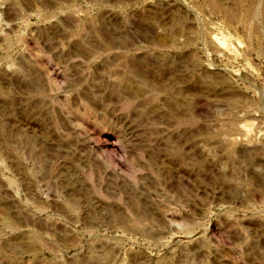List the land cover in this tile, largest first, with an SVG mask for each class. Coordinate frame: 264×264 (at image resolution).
<instances>
[{
  "label": "rangeland",
  "instance_id": "1",
  "mask_svg": "<svg viewBox=\"0 0 264 264\" xmlns=\"http://www.w3.org/2000/svg\"><path fill=\"white\" fill-rule=\"evenodd\" d=\"M260 2L0 0V264H264Z\"/></svg>",
  "mask_w": 264,
  "mask_h": 264
},
{
  "label": "bare ground",
  "instance_id": "2",
  "mask_svg": "<svg viewBox=\"0 0 264 264\" xmlns=\"http://www.w3.org/2000/svg\"><path fill=\"white\" fill-rule=\"evenodd\" d=\"M252 3H253V0H252ZM250 6H251V4H250ZM255 6H257V9H256L257 11L255 10L256 13H257L256 15H259V12H260V10H261L260 8H261V6H262V7L264 6V2H263V3H261V2H260V3H256ZM259 9H260V10H259ZM263 11H264V10H263V8H262V13H263ZM260 13H261V12H260ZM263 16H264V13H263L262 17H263ZM259 17H260V16H259ZM263 18H264V17H263ZM261 29H262V28H261ZM263 29H264V28H263ZM263 31H264V30H263ZM263 33H264V32H263ZM262 92L264 93V91H262ZM263 110H264V106H263ZM90 225H91V224H90Z\"/></svg>",
  "mask_w": 264,
  "mask_h": 264
},
{
  "label": "built area",
  "instance_id": "3",
  "mask_svg": "<svg viewBox=\"0 0 264 264\" xmlns=\"http://www.w3.org/2000/svg\"><path fill=\"white\" fill-rule=\"evenodd\" d=\"M263 76H264V63L261 65ZM262 87H264V78H263V83L261 84Z\"/></svg>",
  "mask_w": 264,
  "mask_h": 264
}]
</instances>
